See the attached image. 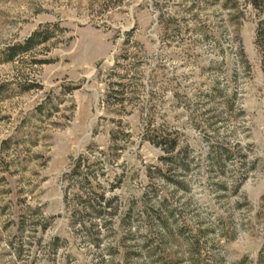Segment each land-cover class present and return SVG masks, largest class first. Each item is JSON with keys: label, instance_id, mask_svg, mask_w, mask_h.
Instances as JSON below:
<instances>
[{"label": "rangeland", "instance_id": "obj_1", "mask_svg": "<svg viewBox=\"0 0 264 264\" xmlns=\"http://www.w3.org/2000/svg\"><path fill=\"white\" fill-rule=\"evenodd\" d=\"M232 10L0 0V264H264V13L243 0ZM34 31L48 39L6 60L2 50ZM148 126L188 147L189 208L162 184V152L141 138ZM93 185L121 204L79 219L73 201ZM164 195L161 242L141 202ZM130 202L138 255L127 258L133 241L118 224Z\"/></svg>", "mask_w": 264, "mask_h": 264}, {"label": "trees", "instance_id": "obj_2", "mask_svg": "<svg viewBox=\"0 0 264 264\" xmlns=\"http://www.w3.org/2000/svg\"><path fill=\"white\" fill-rule=\"evenodd\" d=\"M204 1H212V3H216L221 1L222 6L229 8L230 11L234 8L235 5L238 4L239 0H204ZM245 3L251 4V6L257 10L258 12L264 13V0H243ZM237 7V6H236ZM233 13V12H232ZM256 40L261 43L264 41V16L261 20L257 21L256 26ZM48 39V35L45 32L34 31L32 32L26 39L22 42H17L6 46L4 50H2V54L5 56L6 60H12L15 56L20 53L29 51L32 47L36 44L41 42H45ZM142 140L148 141L153 146L157 147L162 154L159 156V161L165 167H155V170L158 176L161 177L162 184L168 190L169 187H172V190L169 192L171 196H175L177 191H181V196H185L186 200L182 202L184 208H189L190 203H192L194 199V193L192 192V187L190 185L189 179H187L188 171L190 170L191 161H193V157L190 158V152L187 146H180L179 144V137L178 133L173 130H168L163 127H152L149 126L144 130L142 134ZM209 163L211 168L213 165H217L220 168L221 162H217L214 160L213 157L208 156ZM215 161V162H214ZM81 159L77 161L76 167L73 169V172L77 171V167H79ZM88 182H92V177L88 178ZM217 189H225L226 186L224 183H215ZM92 196L91 197H80V205L78 201L75 202L78 206L73 211L76 217L79 219L82 217L83 213H87L90 217L97 218L102 216L103 214H114L117 212L118 207L120 206L121 202L118 199V196L113 197H106L103 193H98L95 190V185L92 186ZM168 195V194H167ZM167 195L161 197V200H156L153 203H150L151 200L148 201L143 200V217L149 227L155 229V232L159 234L161 242L164 241V233L170 231L169 228V215H172L171 209L166 205ZM132 202V201H131ZM129 203L128 207L123 210L121 214V221L118 224L121 229L126 230V235L131 239L133 242H129L128 255H138L137 254V244L136 241L133 239L136 238V232L131 231L128 225L131 221V212H132V204ZM83 210V212H82ZM95 221L91 224L94 229ZM105 225V224H104ZM90 228V227H89ZM164 231V232H162ZM95 235L91 232L89 234V238L96 247H99V238L97 234L99 230H95ZM55 247V246H54ZM108 252L110 248H107ZM150 251L149 249H147ZM111 260V258H110Z\"/></svg>", "mask_w": 264, "mask_h": 264}]
</instances>
